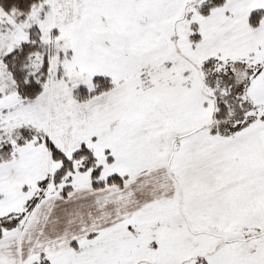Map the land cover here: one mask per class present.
Masks as SVG:
<instances>
[{
	"label": "snow or ice",
	"instance_id": "obj_1",
	"mask_svg": "<svg viewBox=\"0 0 264 264\" xmlns=\"http://www.w3.org/2000/svg\"><path fill=\"white\" fill-rule=\"evenodd\" d=\"M0 264H264V0H0Z\"/></svg>",
	"mask_w": 264,
	"mask_h": 264
}]
</instances>
